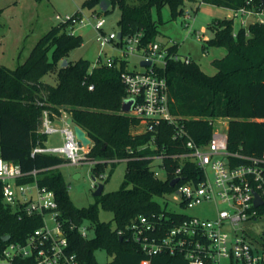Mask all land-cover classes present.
<instances>
[{"label":"trees","instance_id":"16d2710c","mask_svg":"<svg viewBox=\"0 0 264 264\" xmlns=\"http://www.w3.org/2000/svg\"><path fill=\"white\" fill-rule=\"evenodd\" d=\"M100 1L85 0L84 6L94 7ZM202 2L234 11L244 6L257 12L264 10V0ZM167 5L174 18L184 15L185 0H111L105 12L119 7L118 23L123 37L142 32L141 42L147 44L158 41L160 33L154 11L160 14ZM234 24V17H225L216 18L209 25L214 34L206 40L204 48L213 45L227 48L224 56L213 60L215 74L205 72L193 59L190 62L169 59L159 71L168 81L170 110L177 124L185 125L197 143L209 141L215 119H226L229 149L261 156L264 155V21L242 24L237 30ZM83 41L69 21L59 22L38 40L24 62L15 68L0 66V156L19 164L25 172L38 170L35 179L38 185L55 192L68 250L77 254L80 264H101L97 250H105L112 256L103 264H142L145 258L150 259L149 264H188L181 254L163 252L148 257L141 244L132 238L131 229L141 215L151 219L162 215L159 226L164 233L187 217L168 210L158 200L176 191L177 185L173 187L170 182L183 163L171 155L184 150V140L174 139L176 124L167 121L154 131L136 132L140 119L122 110L127 90L121 72L127 62L120 63L116 57L110 67L101 57L94 66L86 58L67 60L70 51ZM171 50L179 52V43L174 42ZM64 59L67 64H60ZM49 73L56 75V84L44 79ZM44 110H48L51 119L68 114L87 132L92 145L86 155L96 161L93 177L109 167L108 174L103 176L107 182L117 162L128 158L119 189L103 192L88 206L78 207L74 203L60 169L69 159L48 152L33 153L35 147H45L48 140V134L41 130ZM162 152L167 156L159 165L166 168L167 174L156 176L157 166L153 163ZM184 172L186 166L179 183L189 179ZM32 180L34 177L30 176L18 182ZM2 187L0 180V256L7 244L26 243L44 225L43 214H29L25 209L5 204ZM101 210L112 212L113 217L102 220ZM73 225L92 226L94 236L84 237ZM9 264H37V260L34 256H17Z\"/></svg>","mask_w":264,"mask_h":264},{"label":"built area","instance_id":"2783aa9c","mask_svg":"<svg viewBox=\"0 0 264 264\" xmlns=\"http://www.w3.org/2000/svg\"><path fill=\"white\" fill-rule=\"evenodd\" d=\"M235 13L252 16L264 13V10L257 12L244 6L235 10ZM184 14L191 16L189 10H185ZM57 18L60 22L69 21L74 27L78 23L87 22L77 15H57ZM105 23L104 18H97L94 24L96 40L102 48L107 45L120 48L121 54L117 58L120 63L127 62L121 72V79L127 90L125 98L132 99L133 105L132 111L125 113L140 119L136 132L154 131L163 121L176 124L173 137L184 140V150L171 155L183 163L174 172L175 178H178L176 192L181 196L180 203L186 209L206 204H212L213 207H203V215L172 210L184 213L187 217L175 222L166 233L159 226L162 215L158 219L141 215L131 225L132 238L141 244L148 257L165 252L183 255L188 264H264V232L262 238L254 234L255 226L264 222V155L253 156L231 151L228 147L229 125H221V118L213 121L209 141L206 144L197 143L185 125L177 124L170 110L168 81L159 71L169 59L190 62L191 58L171 50L174 42L165 45L159 41L142 44V32L128 37L122 35L120 38L119 31H105ZM128 55H138L141 61H150L151 64L142 65V71L130 70L126 58ZM115 58L110 57L104 63L111 67ZM142 125L145 128H141ZM41 130L46 134L61 132L64 145L37 146L33 153L57 154L68 158L69 163L75 165L96 163L86 155L90 147L85 149L78 145L73 127L69 124L63 128L54 125L48 110H44ZM166 156L162 152L156 157L162 160ZM184 166L187 172L183 174L189 179L179 183ZM193 166L197 169H191ZM163 168L166 175V168ZM37 173L36 169L25 172L19 164L6 161L0 156L4 203L13 209H25L29 214L41 213L44 216V225L36 229L26 243L7 244L0 258L6 259L8 264L17 256H34L37 264H80L77 254L68 250L69 241L59 219L55 192L38 185L35 180ZM155 175L162 176L158 168L155 169ZM30 176L34 180L18 182L20 178ZM93 180L94 187H97L95 177ZM30 183L35 186L30 188ZM257 195L261 203L256 202ZM76 227L84 237L89 236L87 226ZM149 263V258L142 261V264Z\"/></svg>","mask_w":264,"mask_h":264},{"label":"rangeland","instance_id":"374dc122","mask_svg":"<svg viewBox=\"0 0 264 264\" xmlns=\"http://www.w3.org/2000/svg\"><path fill=\"white\" fill-rule=\"evenodd\" d=\"M85 0H0V66L5 65L11 68L17 67L24 62L30 51L38 40L50 30V28L60 22L57 15L65 17L67 15L80 16L87 21L86 24H76L75 32L83 36V44L73 48L67 60H78L80 58L89 59L92 65H97L99 55L105 62L108 58L120 56L121 49L114 48L113 45H107L102 48L96 40L97 30L94 24L97 18H104L106 23L104 30L107 32L120 31L119 19L121 10L119 7H112L111 11L105 12L98 3L94 7L84 6ZM185 10H189L190 17L180 15L174 18L170 7L165 6L161 13L154 11V17L159 20L160 33L157 40L165 45L172 41L179 43V52L183 56L188 55L191 59L197 61L202 69L208 74H215L217 68L213 64L215 58H221L227 52L225 46L213 45L206 46V40L213 36V30L209 25L216 18L234 17L235 29L237 30L243 24L248 25L256 20H264V13L258 15L236 14L234 10L204 3L202 0H185ZM122 48V47H121ZM52 56V49L50 50ZM128 69L142 71L144 67L140 64L141 58L138 55H128ZM60 64H63L65 60ZM44 79L52 84H56L57 78L54 73L46 74ZM56 125V124H55ZM59 126V125H56ZM141 128H145L142 125ZM64 135L61 132L49 134L48 145H63ZM160 160L155 159V167L165 175V169L159 165ZM93 163L71 164L66 163L60 167L69 184L70 196L78 207L88 206L96 201L93 183ZM109 172L107 167L102 174L95 176L96 182L104 183V192L114 191L120 188L126 172V161L120 160L110 179L105 182L103 176ZM80 174L76 177V174ZM34 183L29 187L33 188ZM158 200L168 210L186 212L192 215H203V207L210 208L212 204H206L203 207L186 209L180 203L181 196L175 191L168 193ZM213 208V207H211ZM113 213L101 210L100 218L110 220ZM49 219V218H48ZM88 226L89 223H86ZM254 234L257 238H262L264 232V222L255 226ZM89 236H94L92 226L88 227ZM96 257L103 264L112 259L105 250H97ZM0 264H8L6 259L0 258Z\"/></svg>","mask_w":264,"mask_h":264},{"label":"water","instance_id":"95a60500","mask_svg":"<svg viewBox=\"0 0 264 264\" xmlns=\"http://www.w3.org/2000/svg\"><path fill=\"white\" fill-rule=\"evenodd\" d=\"M110 6H111V0H101L100 1V7L103 11H106ZM118 36L120 38L122 37L121 31L118 32ZM66 64H67V61L65 60L64 65H66ZM150 64H151L150 61H145V60L141 61V65H150ZM132 105H133V100L125 98L123 101V104H122V110L124 112H130V111H132ZM72 122H73L72 118L69 117L67 123L69 125H71ZM73 129H74L77 141H78V145L80 147L88 149L92 145V139L88 136L87 132L81 126H79L78 124H75V123L73 124ZM78 176H79V173L76 175V177H78ZM177 181H178V178H174L170 182V185L174 187L176 185ZM103 192H104V184L99 183L97 188L94 191V195L100 196ZM256 202L257 203L262 202V200L260 199V197L258 195H257ZM4 239L7 240L8 237H5Z\"/></svg>","mask_w":264,"mask_h":264},{"label":"crops","instance_id":"0c3cea01","mask_svg":"<svg viewBox=\"0 0 264 264\" xmlns=\"http://www.w3.org/2000/svg\"><path fill=\"white\" fill-rule=\"evenodd\" d=\"M74 32H75V27H74ZM76 33V32H75ZM172 42H176V41H172ZM179 51V50H178ZM180 53V52H179ZM99 57H101L100 55H99ZM115 57H118V56H115ZM191 57V56H190ZM101 59H102V57H101ZM70 116L68 115V114H64L62 117H59V118H54V119H52V121H53V124L55 125H59V126H57V127H59V128H63V127H65L66 125H68V123H67V121H68V118H69ZM73 124H74V122H72V124H71V126L73 127ZM221 125H228V120H226V119H221ZM48 138H49V134H48ZM64 145V144H63ZM46 146H48V147H55V146H62V145H48V140H47V142H46ZM64 165V164H63ZM62 166V165H61ZM60 166V167H61ZM77 175V174H76ZM75 175V176H76ZM79 176H80V174H79ZM78 176V177H79Z\"/></svg>","mask_w":264,"mask_h":264}]
</instances>
